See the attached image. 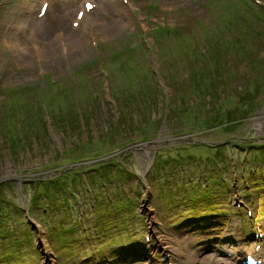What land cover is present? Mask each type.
<instances>
[{
	"label": "rangeland",
	"instance_id": "obj_1",
	"mask_svg": "<svg viewBox=\"0 0 264 264\" xmlns=\"http://www.w3.org/2000/svg\"><path fill=\"white\" fill-rule=\"evenodd\" d=\"M47 1L0 0V264H17L9 250L34 255L30 264H245L264 255V187L248 176L264 183V167L246 158L247 146L264 145V0H89L82 17L86 0ZM214 39L217 55L194 58L196 49L213 54ZM141 93L155 101L127 108ZM67 106L78 127L66 132L55 114ZM128 153L133 175L109 170L107 186L91 183ZM216 153L227 161L206 160ZM60 168L72 170L70 205L60 195L55 205L32 200L31 180ZM191 179L214 190L216 212L194 203ZM194 207L198 215H187Z\"/></svg>",
	"mask_w": 264,
	"mask_h": 264
},
{
	"label": "trees",
	"instance_id": "obj_2",
	"mask_svg": "<svg viewBox=\"0 0 264 264\" xmlns=\"http://www.w3.org/2000/svg\"><path fill=\"white\" fill-rule=\"evenodd\" d=\"M163 32H164V29L163 28L157 27V28L154 29V33L156 35H161ZM133 47H134L133 44H130V45L125 46L121 51L115 53V57L114 58L115 59L122 58L123 56L127 55L128 53H130V51L133 50ZM211 55H212V57L214 56V54H207L206 52H204L202 50H198V49H196L195 52H194V58L197 57V56L198 57H201V58L202 57H204V58H210ZM216 64L218 66V62H216ZM82 67H85V66H82ZM216 74L217 75L219 74L218 71H217ZM214 77H215V74H214ZM212 87H213V89H215L213 91V93H215L216 90H217L216 83L212 84ZM41 89L43 90V87H41ZM102 89H105V88H102ZM29 90L31 92H35V88L34 87H30ZM148 97H149V99H153V100H150L149 103L155 101V95H153V94L149 95L148 94L146 96V94L144 95V93H141L140 97L135 96V98H134V97H132V95L130 97H128L129 100H127L125 102L126 103L125 105L128 106L127 108H131V109L132 108H135V109H138L139 108V105L138 104L140 103V101H138V100L142 98L144 100V103H147L148 104V101H147L148 100ZM135 99L139 103L136 102ZM106 101H110V100H106ZM93 103L94 104H97L96 101H94ZM118 106H119V103H118ZM57 114H60L59 117H57ZM55 115H56L57 121L58 122H61L62 127L65 130L67 129L66 132L70 128H72L74 126H77V124H78V120L76 118V109H72L71 106H67V107H65V109H61ZM55 115L53 114V116H55ZM151 118H152V115L148 116V119H151ZM155 119L158 120L157 118H155ZM36 121H38V120H36ZM125 121H127V118H125ZM125 121L123 120L122 122H125ZM137 121H139V119ZM42 127H43V129L45 131H48V127H47V124L46 123L45 124L43 123L42 124ZM20 139H22V138H20ZM89 140H90V138H89ZM73 145L76 146V147H80L79 144H73ZM73 145H72V147H74ZM84 146H85V144L83 143L82 144V147H84ZM223 146L224 145L221 144V145H219L217 147V149L223 148ZM247 148H249V152H250V155H248L249 153H247V155H246L247 161L249 163H251V160H253V161L254 160L260 161L261 162V165L264 167V145L252 144V145L247 146ZM69 149L70 148H68L67 150H69ZM60 156H61V154L58 153L57 157H60ZM129 156H131V153H128V154L123 155V161H120L119 158L112 159V161L108 160L109 163H107L106 168L104 170H102L101 172H99L94 178H91V183L92 184L93 183H97L98 180H101L102 179V181L103 180L105 181L106 186H107L108 185L107 181H108V178H109V175H108V171L109 170H111L113 172L116 171V174H117V176L119 178H122V177H125V176H129V175H133L134 173L131 170V167L129 168V167L125 166V164H124L125 162H128L129 161L128 160L129 159L128 158ZM190 156H193L196 159V156L195 155H190ZM217 156L218 157H221L222 161H227V159L225 157L226 156V153L225 154H217L216 153V155L214 157H206V160H208L209 158H212L214 161H217V159H219ZM190 159L192 160V158H190ZM200 159H203V158L200 156ZM104 162H107V161H104ZM164 162L165 161H162L161 160L162 165H164ZM94 167H97V166H94ZM83 169H84V171H86L85 170L86 168H83ZM58 170H59V172H58L59 174L58 175H55V176H53L51 178H46V179H42V180H39V179H33V180H31V184L34 186V191H35V193H34V195L32 197V200H34V199L35 200H39L40 197H45L47 199V201H48L49 204L55 205L54 203L56 202V199H58L59 198V195H60V198L62 200V203L66 202L68 206L70 205V203L68 201V196L66 195V193H65L64 190L69 185V183H70L71 180L68 182V180L67 179H64V178L72 170H70L69 172L64 171V168H60ZM94 171H95V173L97 172V170H94ZM248 176H249V179L251 180V183L253 184V186L254 185H256V186L262 185L261 187H264L263 181H259V179H258V172L257 171L254 172V174H251L250 173ZM70 177H71L70 179H72L73 175L71 174ZM214 183H217L218 185H222L221 181H218V180H215ZM189 184L191 186L190 187L191 189H195V188H197L199 186L200 187L203 186L201 183L194 182L193 179L189 180ZM39 185H42L40 191H39ZM117 190L118 191H115L113 193V195H118V194L121 193L118 188H117ZM213 191L214 190H211L209 187L205 188L203 190V192H200V190H198V189L196 190L195 189V191L192 192V195H193L192 200L194 201L195 204H196V202H199L200 200H203L202 203L207 208L206 209L207 212L208 211L211 212V213L216 212L217 211V205L219 203L216 202V197H215V194H213ZM248 191H249L248 189H245V192H248ZM61 194H62V196H61ZM250 194L252 195L251 192H250ZM94 197L96 199V207H98L97 202H98L100 196L95 193V196ZM100 200H104V199L101 198ZM60 204L61 203H58L57 205H60ZM117 209H120V207H117ZM194 210L195 211H193V212H191L190 214H187V215H189V216H193V215L196 216V215H198V212H196L195 207H194ZM0 223L2 225V221ZM61 231L64 234H67V230L66 229L65 230L61 229ZM54 232L55 231H53V233ZM58 234H59V232H58ZM30 239H31V237H28L27 238V242L28 243H30ZM131 239H132V231H131V233H129V234L125 235V236L122 235V236H120L119 238H117L115 240L114 239L111 240L110 242L111 243L112 242L114 243V241H123V240H131ZM19 252H20V250H19ZM8 256L12 258L11 261H16L17 264H30V262H32V261L35 260L34 259L35 256L32 255V254H29L27 257L23 256V254L15 256V252H13L11 250H9ZM11 261H9V262H11Z\"/></svg>",
	"mask_w": 264,
	"mask_h": 264
},
{
	"label": "bare ground",
	"instance_id": "obj_3",
	"mask_svg": "<svg viewBox=\"0 0 264 264\" xmlns=\"http://www.w3.org/2000/svg\"><path fill=\"white\" fill-rule=\"evenodd\" d=\"M88 1V0H87ZM86 1V2H87ZM48 3V1L47 0H44V4H43V6H45V4H47ZM69 41H75L74 39H73V37H71V36H65ZM38 39H40V41L42 40L41 38H39L38 37ZM46 46V45H45ZM259 258L260 259H262V257L261 256H259ZM246 264H248V263H246Z\"/></svg>",
	"mask_w": 264,
	"mask_h": 264
}]
</instances>
